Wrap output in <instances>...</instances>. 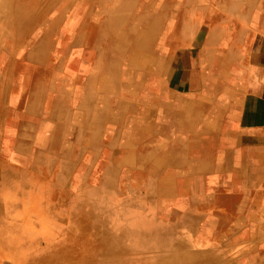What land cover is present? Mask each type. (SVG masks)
<instances>
[{"label":"bare ground","instance_id":"6f19581e","mask_svg":"<svg viewBox=\"0 0 264 264\" xmlns=\"http://www.w3.org/2000/svg\"><path fill=\"white\" fill-rule=\"evenodd\" d=\"M40 1L0 0V114L7 102L10 59L20 49L23 36H29L26 45L21 48L14 75L15 86L8 98L14 111L9 114L11 127L5 133L7 138L4 151L0 144V264L5 261L29 264V256L41 252L36 247V241L40 237L52 241L49 238L63 236L61 230L64 229H59L58 224L40 216L44 211L53 213L52 219L57 223L66 215L70 218L68 223L85 219V212H81L83 215L78 217L72 216L74 211L80 210L79 206L86 204L85 183L90 177L92 165L101 155V150V162L95 175L96 186L90 192L99 196L97 204L105 212L107 220L127 221V226L122 225L115 233L118 240L146 235L154 238V243L163 244L166 237L185 236L192 239L200 234L204 235L205 231L199 234L194 226L197 221L203 220L216 236L219 235L215 242L233 237L241 230L242 234L248 236L264 232V225L255 229L248 226L249 230L245 229L246 224L256 218L257 213L244 209H224L220 206L221 192L224 191L223 187L229 186L228 182L222 181L218 184L219 188L215 189L220 191L218 194L212 192L214 203H208L207 207L210 208L203 206L204 208L194 209L185 199V195L194 191L201 197L206 192L202 184L196 187L193 179L184 181L169 177L170 169L163 170L164 174L156 177V170L166 163L170 151L161 150L162 154L156 160H152V150L142 148L144 152L137 154L130 141H136L133 136L136 137L138 133L131 131L130 126L118 130L120 116L116 121L106 105L108 103L105 104L107 97H112V102L118 104L121 112H127L128 107L134 106L128 104L132 95L128 89L134 73L140 72L145 80L154 81L160 77L159 68L164 60H177L179 52L189 44L214 41V37L207 36L212 28L233 29L235 24L214 25L218 21L215 20V15L209 16L210 20L205 24L201 22L202 26L198 24L204 11L202 2L212 4L215 0ZM150 1L154 5L162 2H172L173 5L160 15L146 12L145 9L142 15L125 17L128 7L150 5ZM176 2L183 4V7H177ZM252 2L254 6L249 10L254 8L264 14V4L260 5L255 0ZM188 6H195V11L188 9ZM108 8L123 11L124 14L117 18L113 17L114 14L103 15L102 12ZM236 9L238 7L235 3L227 7L229 12ZM247 13H242L241 21L250 26V16ZM144 14H147L146 17ZM255 21L257 23L254 25L264 30V18ZM49 24H54L59 29L57 36L49 34ZM197 27L201 31L205 30L204 35L199 38L195 35ZM237 29L239 28L236 27L235 30ZM238 35L237 30L230 37L231 40L226 39L219 49L212 52L207 50L205 53H214L215 62L236 58L232 49L237 46ZM103 39L106 43L102 47L100 45ZM221 66L216 67L220 75L224 69V65ZM133 81L141 84L143 79L140 77ZM132 87L136 85L133 84ZM145 90H151L150 86L147 85ZM123 119L125 125L130 124L127 114ZM114 141L119 142L122 151L109 159V148ZM129 147L133 150L126 153L124 149ZM172 154L173 152L171 156ZM67 159L71 162H67ZM134 165L142 172H135L136 169L133 172L131 169ZM126 166L130 169H126ZM115 183L119 189L117 201L108 195L113 192ZM127 183L135 188L130 189ZM140 185L146 188L143 196L136 193ZM181 185L185 187L175 201L176 204L168 198H164V201L158 200V197H167L171 190H177ZM68 187L72 190H68ZM10 191L16 194H7ZM76 193L82 195L80 199H73ZM17 205L22 210L17 209L21 211L14 208ZM111 210L114 212H110ZM4 211L6 212L2 214ZM261 212L264 217V207L260 209L259 213ZM37 225L43 230L38 232L35 229ZM224 225L227 231L221 233ZM74 245L75 242L60 249L47 245L48 248L44 250L49 251L50 255L54 254L58 264H66L70 260L67 253ZM103 249L105 247L99 244L90 254L96 253L93 257L105 255ZM226 254L218 256L217 261L229 264L228 259L231 257L226 258ZM130 255V252L121 253L118 257L116 255L111 258L112 263L121 264L124 260H130L132 264L134 261L138 263V252L134 259Z\"/></svg>","mask_w":264,"mask_h":264},{"label":"crops","instance_id":"0c3cea01","mask_svg":"<svg viewBox=\"0 0 264 264\" xmlns=\"http://www.w3.org/2000/svg\"><path fill=\"white\" fill-rule=\"evenodd\" d=\"M249 1L244 0L239 4V10L230 13L227 11L228 0L220 10H216L219 2L216 0L210 16H220L230 26L235 24L233 29L212 28L207 36L214 37V41H198L195 45L185 46L177 55V60H164L159 68L160 77L154 81L145 80L140 72L133 74V80L142 77L143 81L138 85L133 80L130 82L128 90H131L132 95L128 104L134 105L127 108L130 124L125 125L123 117L126 115L116 102H112V97H107L105 104L108 103L106 105L116 121L120 116L118 130L130 126L131 131L138 133L136 137L132 135L136 141H130L137 154L144 152L142 148L152 150V160H156L163 150L170 151V155H166V163L156 170V177H161L163 170L170 169L169 177L184 181L193 179L196 187L202 184L206 192L201 197L194 191L185 195L194 209L204 208L203 206L210 208L207 205L214 203L212 192H220L215 189L223 181L228 182L229 186L223 187L224 191L221 192L222 208L236 211L244 209L257 213V217H260L259 211L264 207V30L257 28L254 23L258 18H264V14L254 8L249 10L254 6V2ZM255 2L264 4V0ZM243 12H248L250 26L241 21ZM202 18L203 14L201 22ZM200 25L202 26L201 23ZM236 27L239 28L238 41L237 46L232 49L236 58L215 62V54L209 56L205 51L219 49L226 39L234 36ZM199 28L195 31L196 38L205 33V30L201 31ZM221 65H224L222 75L216 70ZM133 84L136 87L133 88ZM147 85L151 89L148 92L145 90ZM147 99L149 100L146 101ZM183 187L185 186L181 185L179 189L171 190L167 197L158 200L168 198L175 203ZM202 223L206 224L203 220L195 225ZM250 225L249 223L248 226ZM222 228H226V225ZM245 229L249 230V227ZM242 231L235 234L228 243L238 241L237 237L243 242L253 241L255 244L264 241V232L251 237L242 234ZM218 236L215 235V240ZM258 254L264 257V252Z\"/></svg>","mask_w":264,"mask_h":264},{"label":"rangeland","instance_id":"374dc122","mask_svg":"<svg viewBox=\"0 0 264 264\" xmlns=\"http://www.w3.org/2000/svg\"><path fill=\"white\" fill-rule=\"evenodd\" d=\"M218 1V0H217ZM243 2L244 0H232V2L229 1L228 7L232 4L235 3L236 6L239 8V4ZM252 1V0H250ZM249 1V2H250ZM42 2V0L40 1ZM216 0L210 4L209 2H203L204 5V11H203V18L202 22L205 24V22H208L210 20L209 16L211 15V10H212V5L216 4ZM178 6L183 7V4L180 2H176ZM173 5L171 2H162L160 4L154 5L152 1H150V5H144V6H133V7H128V14L125 15V17H130V16H139L144 13V10L146 9V12L153 13V14H163L165 13L168 8ZM226 5V0H219L218 2V9L220 10L224 8ZM235 8V7H234ZM188 9H191L195 11V6H188ZM236 9L235 11H237ZM206 11V12H205ZM210 11V12H208ZM116 10H113L112 8H108L102 12L103 15L107 16L109 14H114L113 17L117 18L118 16L124 14L123 11L119 12ZM145 12V13H146ZM232 13V12H230ZM147 14H144L143 16L146 17ZM202 15L200 16V18ZM248 19V18H247ZM215 20H218L216 24L214 25H228L224 23V20L220 16H216ZM56 21V19H55ZM54 21V24H55ZM201 21H198V24H200ZM51 24H49V34L52 36H57L59 33V29ZM202 24V23H201ZM247 24V23H246ZM225 26V27H226ZM221 29V28H220ZM223 29V28H222ZM226 29V28H224ZM29 34V33H28ZM28 35L25 34L23 36L22 44L20 49L14 52L12 55L10 62H9V74H8V86L6 87V97H7V102L5 103L1 114H0V144H2L1 149L4 151V144L6 140L5 133L8 129H10L11 123L9 121V114H11L14 110L10 106V101H8V98L10 97L13 88L15 86V69L18 63V57L19 54L21 53V48L26 45L27 40H28ZM106 43L105 39H103V43L100 46H104ZM53 45V44H52ZM51 46V44H50ZM81 46V44H80ZM102 46V47H103ZM52 48V47H51ZM97 89V88H96ZM99 94V92H98ZM97 106H94V108ZM94 112V110H93ZM126 115L127 112H124ZM119 142L114 141L113 144L110 145L109 152H108V158L111 159L114 157L116 154L121 153L122 147L121 145L118 144ZM126 150V153L131 152L133 148L129 147ZM101 155L103 153V150H101ZM90 152V150H89ZM92 152V150H91ZM147 153V152H146ZM101 155L96 158V161L92 165L91 173H90V179L87 178L86 181V204L79 206L80 210L77 209V211L73 212L72 217H78L81 214V212H85L84 218L82 221L77 220L78 222H73V223H68L70 218L68 215L60 218L61 224L57 223L53 218L54 214L50 213L49 210H46L43 212V215H40L43 219L49 220L50 222L52 221L55 224H58L59 229H64L61 230L63 233V236H54L52 238H49L52 241H47L45 237H40L39 240L36 241L37 245L36 247L40 249L42 252H38L35 254H31L29 256V264H58L56 257L54 254L50 255L49 251L44 250L45 248H48L47 245L54 246L56 249L64 248L67 245H72L74 242L76 245L72 247V249L69 250V258L68 263L66 264H113L111 258L112 257H117L120 256V254H126V253H131L130 256L134 255L135 253L139 254L138 259H140L137 263V261H134V264H219L220 262L217 261L218 256H223L224 254L228 255L226 258L231 257L228 259L229 264H264V257L260 256L258 253L264 252V247H261L264 245V241L257 242L256 244L253 241L250 242H243L239 237L238 241L230 242L232 237L224 238L220 242H215V235L211 227H209L207 224H197L195 226V230L200 234L202 231L204 233L200 234L198 237L192 239H188V237L185 236H172V237H166L163 243H154L155 240L154 238L146 235L142 236L140 238L133 237V238H128V239H121L118 240V238H115V233L117 230L122 228L123 226H127V221L125 219H121L119 221H109L107 220V216L102 208H99V196L98 195H92L90 190H94V187L96 186L95 182V175L99 169L100 166V160H101ZM68 160V159H67ZM139 160V159H136ZM67 162H71L68 160ZM71 164V163H70ZM126 169H130L129 166L125 167ZM131 169L133 172L135 169L137 171L135 172H142L135 167V165ZM130 189H134L135 187L127 183ZM68 190H72L70 187L67 188ZM118 187L115 183V188L112 190L113 192H109L108 195L111 196L112 199L115 201L116 198L118 199L119 193L117 192ZM146 191V188L142 187V185L138 186L136 189V193L138 196H143L144 192ZM129 192V191H128ZM146 193V192H145ZM7 194L15 195L16 193L13 191H10ZM80 196V197H79ZM82 195L78 193L75 194L73 199H80ZM93 196V197H92ZM95 197V198H94ZM88 198V200H87ZM162 197L158 198L161 199ZM90 199V200H89ZM15 209L19 208L18 205L14 207ZM21 209V208H19ZM17 209L18 211H21ZM16 210V211H17ZM7 211V210H6ZM6 211H4L2 214H4ZM17 211V212H18ZM262 211V210H261ZM110 212H114L111 210ZM99 213V214H98ZM104 214V215H103ZM260 217L252 218L250 222V229H255L256 227L260 225H264V217H262V212L259 213ZM103 216V218H102ZM68 219V220H67ZM102 219V220H101ZM198 222V221H197ZM130 224V223H129ZM41 225V224H39ZM249 225V223H248ZM246 225V227H248ZM245 227V228H246ZM35 229L40 232L42 227L40 226H35ZM206 229V230H205ZM226 228H222L223 231ZM36 232V233H38ZM68 232V233H67ZM209 233V234H208ZM108 234H111L110 236ZM261 234V233H260ZM260 234H254L253 236H259ZM109 236V237H108ZM252 237V236H251ZM241 240V241H240ZM186 243H185V242ZM61 243V244H60ZM185 243V244H184ZM56 244V245H55ZM99 244L103 245L105 249H103L105 255H99L96 257H93V254H90V251H93V248L98 246ZM176 244V245H175ZM237 244L236 246H234ZM109 245V246H108ZM174 247H173V246ZM233 245V246H231ZM255 245V246H254ZM124 246V247H123ZM170 246V247H169ZM178 246V247H177ZM181 246V248H180ZM107 247V248H106ZM160 247V248H159ZM189 247V248H188ZM192 247V248H191ZM126 248V249H125ZM186 248V249H185ZM114 249V250H113ZM116 249V250H115ZM122 249V250H121ZM140 250V251H139ZM44 251V252H43ZM76 251V252H75ZM110 251H117L115 252H110ZM122 251V252H121ZM76 254H75V253ZM101 253V252H100ZM257 253V254H256ZM38 254V255H37ZM195 254V255H193ZM44 255V256H43ZM197 255V256H196ZM52 256V257H51ZM93 257V258H92ZM110 257V258H109ZM38 258V259H37ZM73 258V259H72ZM225 258V259H226ZM224 259V260H225ZM76 260V261H75ZM78 260V261H77ZM102 260V261H101ZM105 260V261H104ZM223 260V262H224ZM72 262V263H71ZM133 262L130 260H124L121 262V264H132ZM1 264H12L10 261H5ZM224 264V263H220Z\"/></svg>","mask_w":264,"mask_h":264}]
</instances>
